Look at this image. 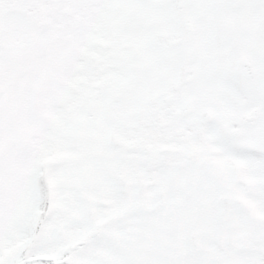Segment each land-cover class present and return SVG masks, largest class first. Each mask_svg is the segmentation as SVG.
Masks as SVG:
<instances>
[{
    "label": "snow or ice",
    "instance_id": "snow-or-ice-1",
    "mask_svg": "<svg viewBox=\"0 0 264 264\" xmlns=\"http://www.w3.org/2000/svg\"><path fill=\"white\" fill-rule=\"evenodd\" d=\"M0 264H264V0H0Z\"/></svg>",
    "mask_w": 264,
    "mask_h": 264
}]
</instances>
